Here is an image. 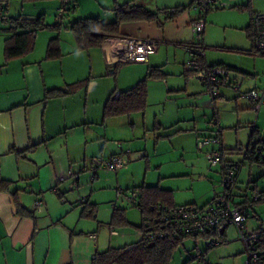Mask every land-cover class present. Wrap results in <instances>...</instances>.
I'll return each instance as SVG.
<instances>
[{
	"label": "crops",
	"instance_id": "1",
	"mask_svg": "<svg viewBox=\"0 0 264 264\" xmlns=\"http://www.w3.org/2000/svg\"><path fill=\"white\" fill-rule=\"evenodd\" d=\"M82 1L78 8L79 16L74 17L78 4L62 17L56 30L53 25L57 23L55 17L62 0L58 3L54 0L52 8L45 0L0 1V181L10 182L8 190L0 191V264H91L96 251L129 244H123L125 234L120 235L116 226L109 222L114 208L120 207L112 204L110 209L98 205L104 193L109 195L108 200L114 193L111 187H106L108 176L100 178L99 174L106 171L123 177L121 169L124 167L116 172L106 170L100 165V160L129 151L124 149L126 143H123L128 127L121 129L120 121L114 123V119L121 116L104 118L103 114L105 101L113 93L123 91L118 84L114 87L107 73L116 63L115 56L110 46L104 43L106 37L98 46L81 49L69 29L71 23L80 17L98 16L104 22L112 21L114 0ZM87 1L89 3L85 4ZM152 2L155 5L149 4L155 8L153 11L165 7H187L185 0ZM254 2L260 9L253 8ZM247 4L253 9L252 13L264 11V0H250ZM49 9L54 10L53 18L45 20L48 26L38 30L34 49L6 61L3 49L5 39L10 35V24L6 19L45 16ZM181 11L166 20L162 27L155 21L123 22L119 35L161 41L167 30L166 22L175 19ZM248 26H231L236 32L231 37L223 35L220 40L214 38L215 27L204 26L203 41L208 46L218 43V40L234 46L232 38L236 34L234 41L237 47L251 55ZM52 37L59 39L60 54L48 58L46 48ZM216 51L221 57L209 64L204 54V64L229 66L225 61V52L217 47ZM150 56L146 63H133L138 67L148 65L152 61ZM110 72L113 74L114 71ZM140 78L137 77L133 84L138 83ZM52 89L67 92L45 97L46 91ZM254 167H249L252 179L248 177L244 187L235 186L236 197L239 194L243 199L244 193L250 196L253 190L264 192V181L260 180V176L254 179L259 174V171L254 172ZM36 200L43 201L38 208L34 206ZM173 204L176 205L174 201ZM20 206L31 211L34 217L18 213ZM253 213L254 216L246 222L247 228L255 229L261 225L264 229V201L254 204ZM110 226L117 234L111 235ZM229 227L236 231L233 225L217 229L218 233H223L220 238L223 242H228L226 233ZM236 237L239 239L237 231ZM232 243L224 248L231 247ZM238 252L239 256L232 260V264H243L244 250L239 249Z\"/></svg>",
	"mask_w": 264,
	"mask_h": 264
},
{
	"label": "rangeland",
	"instance_id": "2",
	"mask_svg": "<svg viewBox=\"0 0 264 264\" xmlns=\"http://www.w3.org/2000/svg\"><path fill=\"white\" fill-rule=\"evenodd\" d=\"M56 1L58 3V0ZM152 1L139 0L136 3L150 5L148 8L152 10L155 9L149 4V2L154 4L155 1ZM249 1L219 0V4L206 13L205 27L216 28L215 39L220 40L223 35L231 37L236 32L231 26L239 28L250 24L249 14L253 9L251 10L250 4H247ZM52 2L54 0H45L50 8ZM81 3L82 0H77L76 5L79 6L74 17L79 16L78 8ZM88 3L89 1L85 2ZM184 5L187 7L181 11L179 17L166 22L165 36L162 37L158 50L150 56L155 62L151 61L152 64H143L140 67L133 62H122L116 68L115 74H110V71H114V67L107 70L114 87L118 84L123 91L133 87L137 77L144 79L147 69H151L152 66L157 67L156 70L160 73L159 76L147 79L145 110L120 115V118L114 119V123L121 122V129L124 126L128 127L127 137L124 138L123 143H126L124 149L129 150V159L126 157V163L121 169L123 177L106 171L99 174L100 178L108 176L106 187H111L114 192L111 200H108L109 195L104 193L98 204L99 207L111 209L112 204H115L116 207L123 208L127 221L132 224H114L120 235L125 234V237H122L123 244L135 242L139 238L134 225L142 222V216L139 209L132 205L127 197L136 196L140 186H159L169 190L176 205L187 203L203 205L216 190H219V169L209 167L204 151L197 148L198 138L212 134L210 122L213 113L217 115L222 128V146L227 150L224 158L228 161H243L242 151L236 148L247 145L249 135L254 128L258 130L260 137L264 138V108L256 113L250 101L242 95L251 89L264 88V58L244 53L234 41L236 34L232 38L234 46H228L219 40L211 46L205 45L203 35H197L191 29V24L197 17L193 0H185ZM258 7L254 2L253 8L260 9ZM47 13L45 20L52 19L54 10L49 9ZM192 42H201L209 64L221 57L220 52L216 51L217 47L225 52L227 65L237 68L228 71L226 85L217 88L221 96L215 99L205 93L206 87L200 82L197 74L190 75L185 71L186 63L192 56L182 45ZM154 63L157 64L153 65ZM240 81V92H237L233 89L234 83ZM261 153L264 154V148L261 149ZM250 166H255L254 172L259 171V174L254 173L257 175L254 179L260 176V180L264 181V175H261L264 167L251 165L245 160L241 166L238 186L244 187L248 177L252 179V175L249 176ZM91 175L92 173L89 174V178ZM251 184L252 182L248 184L249 187ZM118 187L124 190L126 196L117 197ZM240 198L238 194L236 200H241ZM226 235L228 242L219 240V244L209 249H206V240L212 238L211 236L187 237L174 251L170 264H185L187 260L195 258L202 252H205V262L202 264H232V260L239 256V249L244 250V262L246 248L241 240L236 239L235 229L227 228ZM233 238L236 241H233L235 240ZM231 243V247L224 248Z\"/></svg>",
	"mask_w": 264,
	"mask_h": 264
},
{
	"label": "built area",
	"instance_id": "3",
	"mask_svg": "<svg viewBox=\"0 0 264 264\" xmlns=\"http://www.w3.org/2000/svg\"><path fill=\"white\" fill-rule=\"evenodd\" d=\"M219 4V0H193V7L197 10V17L192 22L191 28L197 35L202 34L205 26V15L211 8ZM175 9L161 8V12H171ZM68 12V4L63 2L56 14V20L61 21L63 15ZM2 10L0 9V15ZM250 40L252 47L249 50L251 55L264 57V11L255 12L250 20ZM107 43L114 53L115 61L146 63L150 54L158 50L160 41L154 38H139L133 36L119 35L106 37ZM192 58L186 63V70L195 72L200 82L206 87L205 93L212 99L221 96L218 87L226 85L228 71L222 66H206L200 69L199 58L204 57V47L201 42L183 44ZM229 84V83H228ZM227 84V85H228ZM240 82L234 83V90L240 92ZM120 92L114 94V98ZM247 98L254 111L259 112L264 108V88L251 89L242 94ZM210 127L213 133L210 136L198 138L197 148L203 150L209 167H217L220 173V190L204 205L185 204L167 206L157 204L154 214L146 218L147 236L152 238L163 237L164 235H188L199 236L210 233L217 228L233 225L236 228L238 238L246 248V259L243 264H262L259 252L262 226L255 229H248L246 222L254 216L253 206L255 202L264 201V193L252 192L248 199L235 202L233 190L238 182V175L241 169V162H231L224 158L220 138V123L216 114L212 116ZM242 155L245 156L246 149L243 148ZM257 152L261 149L257 148ZM129 151L123 154L110 156L100 160V165L106 170L118 171L124 166ZM117 197L124 195L122 188H117ZM132 205L137 204L136 196L127 197ZM42 200H36L35 207L42 205ZM111 235L117 234L113 226H110ZM219 240L207 238V246L219 244ZM195 259V260H194ZM188 264H201L205 257L198 254Z\"/></svg>",
	"mask_w": 264,
	"mask_h": 264
},
{
	"label": "trees",
	"instance_id": "4",
	"mask_svg": "<svg viewBox=\"0 0 264 264\" xmlns=\"http://www.w3.org/2000/svg\"><path fill=\"white\" fill-rule=\"evenodd\" d=\"M22 1L28 2V1H37V0H22ZM63 2L68 4V11H70L71 9L75 8L77 0H62V3ZM248 6L249 5H247V7ZM169 8L172 7H165L164 9H169ZM173 8L175 9L174 11L165 13V12H161L160 9L155 11L150 10L146 6L133 1L118 3L116 0H114V6L113 8H111V10L114 12V19L112 21L104 22L98 16L80 17L71 23L69 29L72 32L78 47L81 49H88L90 47L100 45L103 39L107 36L119 35L120 25L123 22L140 21V20L155 21L159 27H162L166 20L172 19L173 17L176 16V14L179 11L184 9L178 6L176 7L174 6ZM254 13L255 12L253 13L251 12V17ZM6 21L10 24L8 27L10 35L5 39L4 49H3L4 57L6 61L15 57L23 56L31 52L34 49L36 34L38 30L48 26V24L45 22L44 14H40L36 18L8 17ZM56 22L57 23L53 25V28L55 29H57L61 23L58 20H56ZM246 29L249 31V36H250V24ZM59 54H60L59 39L58 37H52L49 40L46 48V57L54 58L59 56ZM120 63L122 62L117 61L113 65L114 67L113 74H115L116 72L115 70ZM199 63H200V69L205 68L206 66H222L227 70L236 69L231 66H224L220 64L205 65L202 58H199ZM149 69L144 79L140 80L130 89L121 91L117 98H113L114 96L113 93L105 101L103 107L104 118L145 110L146 100H147V79L151 77L159 76L160 74L159 71L156 70L157 67H151V69L150 70ZM185 71L188 72V74L190 75H193L195 73L192 71L190 72L188 70ZM64 92H67V90H62V89L47 90L45 97L60 95L61 93ZM214 114L215 113H213V116ZM210 131L213 133L212 127ZM221 134H222V128L220 130V138H221ZM261 147L264 148V139L260 137L258 130L254 128L249 135V140L247 142V145L244 147L236 148V150L237 149L242 150L243 148H245L246 152H245V156L243 157V161L246 160L251 165L257 164L260 166H264V154H262L261 152H257V148H261ZM222 150H223V155L226 154L227 150L223 148V146H222ZM16 153H19V151H16ZM243 161H240L241 166L243 165ZM9 184L10 182L1 180L0 191L8 190ZM253 192H258V191L253 190ZM215 193H213V195ZM259 193H264V192H259ZM233 194H234V190H233ZM251 195L247 196V194L244 193L242 196L243 199L246 200L250 198ZM234 196L236 197L235 194ZM136 197H137V204L135 206L139 209L142 216V222L139 225H134L136 227V230L139 231L140 234L139 238L135 242L123 246H118V247L112 246V247H108L104 251H96L92 257L91 264H170L174 251L180 245H182L184 239L190 237L188 235H171V234L164 235L163 237L154 236L152 238L147 236V230L145 227L146 218H148L149 215L154 214L156 205L160 203L167 206H174L171 193L169 190L162 189L159 186H140ZM241 200H236L235 198L236 203L240 202ZM187 204H196V203H187ZM17 212L22 215L34 217L31 211L26 210L21 206L18 207ZM111 223L117 225H132L127 221L126 216L124 214V209H120V208H114L111 216ZM217 229L211 231L210 233L199 236H203V237L211 236L212 239L215 240L217 239L222 241L220 238L223 237V233H218ZM262 231H264V229H262ZM211 247L214 246H207L206 249H209ZM258 248L260 252L261 262L262 264H264V232L261 233V238ZM200 255L205 257V252L200 253ZM191 260L192 259L187 260L185 264H188L189 262H191Z\"/></svg>",
	"mask_w": 264,
	"mask_h": 264
},
{
	"label": "water",
	"instance_id": "5",
	"mask_svg": "<svg viewBox=\"0 0 264 264\" xmlns=\"http://www.w3.org/2000/svg\"><path fill=\"white\" fill-rule=\"evenodd\" d=\"M93 177V176H92Z\"/></svg>",
	"mask_w": 264,
	"mask_h": 264
}]
</instances>
